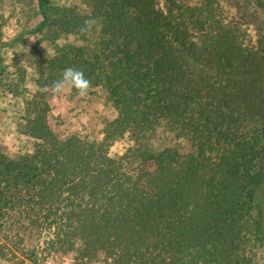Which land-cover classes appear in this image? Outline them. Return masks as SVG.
Instances as JSON below:
<instances>
[{
    "label": "trees",
    "instance_id": "obj_1",
    "mask_svg": "<svg viewBox=\"0 0 264 264\" xmlns=\"http://www.w3.org/2000/svg\"><path fill=\"white\" fill-rule=\"evenodd\" d=\"M36 11L29 31L52 42L89 18L99 27L92 50L38 62L39 87L82 70L117 115L88 140L50 124L43 94L26 102L24 152H0V260L264 264V43L224 25L213 0H93L83 16L36 0Z\"/></svg>",
    "mask_w": 264,
    "mask_h": 264
},
{
    "label": "rangeland",
    "instance_id": "obj_2",
    "mask_svg": "<svg viewBox=\"0 0 264 264\" xmlns=\"http://www.w3.org/2000/svg\"><path fill=\"white\" fill-rule=\"evenodd\" d=\"M93 0H51L59 11H71L83 16L91 14ZM177 4L193 6L203 0H172ZM224 25L238 27L249 45L264 43V7L255 0H213ZM155 9L163 10L170 0H152ZM40 20L36 0H0V40L6 44L0 56L4 71L0 76V152L10 156L24 152L20 131L26 116V102L35 95H44L49 105L50 124L61 133H78L88 140H100L107 121L117 115L108 100L106 90L92 87L86 96L66 87L56 95L52 87H39L36 64L51 59L57 49L66 45L94 48L98 42V24L88 33L61 34L55 41L29 31ZM33 40V41H32ZM43 45V46H42ZM92 50V49H91ZM127 147L126 139L114 142L109 148L112 157L119 156ZM20 264H31L14 251ZM73 254L54 264H70ZM0 264H11L0 260Z\"/></svg>",
    "mask_w": 264,
    "mask_h": 264
},
{
    "label": "clouds",
    "instance_id": "obj_3",
    "mask_svg": "<svg viewBox=\"0 0 264 264\" xmlns=\"http://www.w3.org/2000/svg\"><path fill=\"white\" fill-rule=\"evenodd\" d=\"M95 25V19L89 18L83 22L80 31L82 33H88ZM66 87L75 89L77 94L83 97L88 94L91 82L85 77L82 70L69 67L63 71L61 79L53 82L52 91L56 95H61Z\"/></svg>",
    "mask_w": 264,
    "mask_h": 264
}]
</instances>
